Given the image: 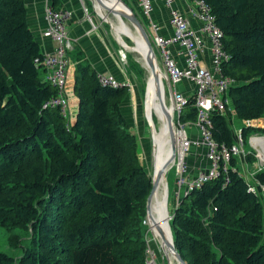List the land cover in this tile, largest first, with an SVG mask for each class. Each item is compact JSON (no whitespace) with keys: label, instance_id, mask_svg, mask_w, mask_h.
<instances>
[{"label":"trees","instance_id":"obj_1","mask_svg":"<svg viewBox=\"0 0 264 264\" xmlns=\"http://www.w3.org/2000/svg\"><path fill=\"white\" fill-rule=\"evenodd\" d=\"M204 1L223 31V73L236 82L227 112L210 115L212 137L232 147L233 117L264 120V0ZM42 55L26 0H0V230L17 251L0 252V264H148L152 177L122 108L129 88L102 86L78 55L70 125L45 106L58 94L34 62ZM192 97L181 123L197 120ZM253 134L264 127L243 129L244 144ZM238 159L172 212L174 245L188 264H264V169L250 184Z\"/></svg>","mask_w":264,"mask_h":264},{"label":"built area","instance_id":"obj_2","mask_svg":"<svg viewBox=\"0 0 264 264\" xmlns=\"http://www.w3.org/2000/svg\"><path fill=\"white\" fill-rule=\"evenodd\" d=\"M141 13L148 19V29L151 34V41L154 45L157 60L159 61L161 74L163 75V86L166 97L165 84L167 91L170 92V107L173 112V119L177 118L176 130L179 132L178 148L183 152L185 158L193 147L194 142L188 137L186 127L188 124L179 121L182 112L185 110L189 97L178 90V86L188 83L193 86V99L198 108L197 120L195 121L200 140L195 142L197 147L206 148L209 167L207 170L199 172L194 179H189L187 174V163L182 159L176 165L178 170L179 187L178 202L183 195L201 188L203 184L211 179L218 177L221 170L226 171L232 158L240 157L243 152V139L239 138L236 145L232 147L222 146L216 143L212 137L210 115L216 111L222 115L227 112L228 101L226 96L230 87L236 82L223 73V65L230 58L226 52L223 39V31L216 25V19L210 6L204 0H188L186 12L176 7V0H161L169 12L168 26L172 30L169 36L160 34L161 26L151 20L154 10L153 0H136ZM85 14L91 20L88 7L83 6ZM45 20L47 28L44 30L43 37L49 38L55 44V51L43 54L35 59L37 66L45 71L46 79L57 89V96L51 98L46 107L59 108L69 124L72 125L74 117H71L69 107V97L67 92L69 84V53L73 50L72 42L67 29V24L74 16L69 9H56L48 5L45 10ZM155 35V36H154ZM177 49V51H174ZM209 52L211 66L206 65L202 55ZM121 56V51H120ZM178 57L184 59L183 65ZM122 58V57H121ZM122 61V60H121ZM99 82L104 87L120 88L125 87L116 77L109 74H98ZM258 137V136H257ZM250 138L252 141L257 138ZM178 149V151H179ZM179 151V154L181 152ZM175 166V165H174ZM251 191L256 193V188L251 187ZM179 205V203H178ZM149 264V262H148Z\"/></svg>","mask_w":264,"mask_h":264},{"label":"crops","instance_id":"obj_3","mask_svg":"<svg viewBox=\"0 0 264 264\" xmlns=\"http://www.w3.org/2000/svg\"><path fill=\"white\" fill-rule=\"evenodd\" d=\"M134 1L138 5V2L136 0ZM153 1H154V10L151 16V20L153 23L157 25L159 24L161 26L162 29L160 31V34L169 36L172 34V30L168 26L169 12L165 8L161 0H153ZM84 4L89 9L91 20L84 12L83 9ZM186 4H188V0H176V7L184 12H186ZM48 5H52L56 9H62V8L69 9L74 14L73 18L69 20L67 24V29L69 30V35L73 46V50L69 53V61L71 62V67L69 69V77H68L69 84L66 92L70 100L68 110H70L71 117H74L75 119L79 111L78 110L79 101L76 98V95L74 94V85H75L74 77H75V70L78 60L77 57L80 54L83 57L84 62H86L91 67L94 73H97V75L98 74H109L111 76L113 75L120 83L124 84L125 87L129 88V91H131V89H133V77L130 74H127V72L130 71L128 69H125L122 63L124 60L121 59L118 55L119 42L118 44L116 43V39L114 35L109 31V29H107L104 22L97 18V15L95 14V10H94V5L91 0H26L29 27L34 32L36 40L41 45L43 54H46L48 52H54L56 49L55 44L51 39L49 38L45 39L43 37L44 30L47 28L44 13ZM174 51H177V49H175ZM201 58H203L206 65L211 66V58L209 57L208 51H206V54L202 55ZM178 59L180 63L183 65L184 59H182L181 57H178ZM42 79L45 81L47 80L46 75L44 73ZM193 89H194L193 86L188 83H183L178 86V90L183 92L187 97H192L194 93ZM123 104H122V108L124 107ZM157 105L159 106L158 101H157ZM128 107H130V104ZM123 111L128 124H131L132 118L131 120H129V117L126 115L125 108H123ZM150 111L155 112L156 110L153 107V109L152 110L150 109ZM156 112L160 118L158 111ZM134 115L135 114H133L132 117H133V123L135 124V121L137 119L136 117H134ZM235 119L236 121L241 122L240 131L239 132L235 131L237 137L239 138H241L243 129L264 127V120L262 119H256L255 121H243V120H238L236 117H233V120ZM188 126H193L191 137L195 142H199L200 133L196 123L195 122L188 123ZM258 137H262V135ZM138 140H140L139 137ZM196 149L201 150L202 154H204L203 161L200 162L201 164L198 166L196 170L195 169L193 170L189 162L187 163L188 171L186 176L189 179H194V177L198 176L199 172L203 170H207L209 167L206 148L200 147ZM194 154H195L194 156L198 155L195 152ZM242 155L240 157H236L239 158L238 160L241 162L240 165L238 163V169L240 170L241 175H243L250 184H254L255 175L258 173V171L264 169V167L259 166L258 171H252L253 169H251V164L249 163L247 157L248 153L245 154L244 156L245 159H243ZM191 156H192L191 163H194V160L192 159L193 155Z\"/></svg>","mask_w":264,"mask_h":264},{"label":"rangeland","instance_id":"obj_4","mask_svg":"<svg viewBox=\"0 0 264 264\" xmlns=\"http://www.w3.org/2000/svg\"><path fill=\"white\" fill-rule=\"evenodd\" d=\"M125 3H127L129 5V7L134 11V13H136L141 22L143 23L144 27L147 29L149 36L153 37V33L148 29V19L143 15V13H141L140 8L138 7V5L136 4V2L134 0H124ZM97 8V9H96ZM96 8H94L95 10V14L97 15V18L100 19L101 21L104 22V24L106 25L107 29H109V31L114 35L115 39H116V43L118 44L119 39L118 36L116 34L115 29H113V24L117 23V19L115 18V16L113 14H110L109 19H111V22H107L102 16L101 14H99V9L97 7L96 4ZM128 26L134 31L135 29L127 22ZM151 33V34H150ZM123 41L126 43V45H129L131 48H136V44H134L133 40L131 38H129V36L124 37ZM119 57L121 59H123L124 61L122 62L125 69L132 68V70L134 71H130L127 72V74H130L133 77V89H131V91H129V95L128 98H126V100L124 101L123 104V108H125L126 111V115L129 117V120H131L132 118V122L130 124L131 126V130L137 134V137L140 138L139 140V145H140V150H139V154L141 155V160H142V165L144 167V169L146 171H148L150 177L153 178L154 175V166H155V155H154V149H155V140L152 138V129L147 121V115H148V108H147V101H146V88H147V84L148 81L150 79V72L148 67L146 66L144 60L141 59L140 55L137 54L136 52L133 51H128L125 48L122 47V45L120 46V42H119ZM120 51H121V56H120ZM131 60V63H129L128 60ZM138 64V66H137ZM129 67V68H128ZM138 74H136V73ZM43 76V74H41V77ZM149 89V87H148ZM165 90H166V103L169 106L170 105V92L167 91V83L165 84ZM150 94V92H148V95ZM148 98V97H147ZM130 104V107H128ZM167 106V107H168ZM146 107V108H145ZM169 108V111L172 112L171 108ZM128 111V113H127ZM134 111V112H133ZM133 114L134 117H136V121L135 124L133 123ZM173 115V112H172ZM176 117L174 122L176 121ZM153 120L155 123V128L156 130L159 132L157 133L158 138L162 141L161 144V154H162V149L164 147V141L165 139L163 138V134H164V127L168 128L167 123H165V121H163L159 118L157 112H153ZM233 121V127L234 130L239 132L240 131V124L241 122L232 120ZM164 125V127H163ZM192 128L193 126H188L186 127L187 133H188V137L192 140V142H194L193 147L190 149L191 151L189 152L190 154L186 155L185 158V162L186 163H190V165L192 166L193 170L197 169L198 166L201 164L200 162L203 161V155L201 150H197L196 148H200L197 147V145L195 144V141L193 140V138L191 137V132H192ZM162 129V131H161ZM177 132V130H175ZM161 132V133H160ZM170 135V133L168 134V136ZM177 135L179 136V133L177 132ZM175 135L174 139H176V143L178 142V136ZM251 136H255L254 134ZM257 136H261V135H257ZM256 136V137H257ZM250 138L247 140V143L243 146V152L244 155L243 159H245V154L248 153V156H252L255 158V163L251 164V169H253L252 171H258L259 166L264 167V154L261 151V146L264 144V140L262 139V137H257L255 140L252 141V145L253 147L256 149V151L251 147L250 145ZM143 140V141H141ZM263 140V141H262ZM197 141V140H196ZM175 142V141H174ZM254 142V143H253ZM169 149V156L168 159L171 158V153H172V149L171 146H168ZM264 148V145H263ZM178 144H177V149H176V159L174 161L173 164H171L169 167L170 169L169 172L167 173V177H166V182H167V186H168V202H169V207H168V211H169V216H172V212L175 209V207L178 205V193H179V187L177 186L176 182L178 183V170L176 169V165H178L179 163V158L182 156L179 154L178 151ZM195 153H197V156H194ZM251 153V154H249ZM191 155H193V160L194 163H191ZM258 156V157H257ZM193 162V161H192ZM240 161H239V165H240ZM263 164V165H262ZM175 165V166H174ZM173 166V167H172ZM208 167V166H207ZM164 186V185H163ZM165 189V186L163 187ZM183 193H184V189H182L181 192V197H183ZM147 226H148V236H147V240H148V262L149 264H171V261L168 260V257L164 251V248L162 247V241L160 240V237L155 234L153 228L151 227V223L148 219L147 222ZM167 232V230H166ZM9 232L8 231H4V230H0V252H4V253H8V254H16L17 251L10 247L9 242H8V236H9ZM23 242L21 243L22 246ZM173 259V257H172ZM174 260V259H173ZM175 264H178L176 262V260H174Z\"/></svg>","mask_w":264,"mask_h":264},{"label":"bare ground","instance_id":"obj_5","mask_svg":"<svg viewBox=\"0 0 264 264\" xmlns=\"http://www.w3.org/2000/svg\"><path fill=\"white\" fill-rule=\"evenodd\" d=\"M104 3H107L109 5V7H112L113 9H115L114 7H116V11L118 10L119 13H121L122 11H124V7L123 5H121L119 2H115V0H103ZM97 4V7L99 9V14H101V16L108 22H111V19H109L110 17V13H107L100 5L98 2H95ZM107 13V14H106ZM115 18L117 19V23L113 24V29H115L116 34L118 36L120 45H122L123 48H125L128 51H133L136 52L137 54L140 55L141 59L144 60L146 66H147V61L145 60V55H146V46L145 44L142 43L139 35L137 32H134L129 26L128 24L124 23L122 21V19L119 17V15H114ZM129 36V38H132L134 40V43L136 44V48H131L129 45H126V43L123 41L124 37ZM148 67V66H147ZM161 77H163L162 74H160ZM155 81L152 77H150L149 79V89L148 92H150V94L147 96V110H148V116L153 118V112L150 111V109L152 110L153 107L155 108L156 111H158L160 118L163 121H165L166 123V116L162 110V108L160 107V101L158 100L157 97V93L155 92ZM163 90H164V86H163ZM164 96H165V92H164ZM157 101L159 106L157 105ZM153 106V107H152ZM170 114H172V112H170ZM174 118V117H173ZM164 127V125H163ZM162 131V129H161ZM155 134H154V139H155V149H154V155H155V166H154V171H156L157 176L159 175V173L161 172L162 168H164V165L168 162V156H169V147L171 146L172 143V139L170 137V135L168 136V134L170 133L168 128L164 127V134H163V138L165 139L164 141V147L162 149V154H161V140L158 138L157 133H159L156 129H155ZM178 132V131H177ZM177 132L175 131V135H177ZM161 133V132H160ZM179 133V132H178ZM178 136V135H177ZM175 137V136H174ZM179 137V136H178ZM264 140V137L262 138ZM262 140V141H263ZM254 143V142H253ZM264 143V142H263ZM264 145V144H263ZM263 145L261 146V151L264 154V148ZM180 151V149H179ZM182 156L179 158L180 160L185 159V156L183 154L182 151H180ZM179 160V161H180ZM175 161V160H174ZM174 161H172V164L174 163ZM170 169V167L168 168ZM167 169V171L169 172V170ZM167 172V173H168ZM155 173V172H154ZM164 182V186L165 189L162 187ZM168 186H167V182H166V178H165V171H163V176L159 179L158 182V189L155 192V194L153 195L152 198V216L153 218H155V221L158 222V225H161L164 233L166 234L167 237V241L171 242V234H169L168 232V224L167 221H169L170 219L169 217V211H168V207H169V202H168ZM161 208V211H160ZM151 223V227H152V222L153 220H149ZM153 228H155V225H153ZM154 230V229H153ZM167 230V232H166ZM161 240V239H160ZM164 249H167V247L165 246ZM166 255H167V251L164 250ZM168 257H169V261H171V264H175L174 260L172 259V256L168 253Z\"/></svg>","mask_w":264,"mask_h":264},{"label":"water","instance_id":"obj_6","mask_svg":"<svg viewBox=\"0 0 264 264\" xmlns=\"http://www.w3.org/2000/svg\"><path fill=\"white\" fill-rule=\"evenodd\" d=\"M91 1L94 5V8H96L95 2H98L99 5L107 13H110L113 15L118 14L119 17L122 19V21L125 24L128 22L135 29V31L138 33L142 43L145 44V46H146L145 60L147 61V66H148V69L150 72V76L155 81V87H156L155 92L157 93L158 100L160 101V107L162 108V110L166 116V123L168 126V130L170 132V137L172 139V143H171V149H172L171 155L172 156H171V158L164 165V168H162L159 175L157 176V173L155 171L153 178H152V191L147 198V217L146 218L149 220H153L152 228H153V225H155V228H153L155 234H157L160 237V239L162 241V247L163 248H165V246L167 247V249H164V250H166L176 260V262L178 264H188L184 260L182 255H180L178 250H176V248H175L173 234L171 232V226H170V222H171V220H173L172 216H169L168 218L170 220L167 221L168 232H169V234H171V242L167 241V237H166V234L164 233L162 226L158 225V222L155 221V218H153V216H152V209H151L152 203L151 202H152L153 195L155 194V192L158 189L159 179L163 176V171H165V178L167 177V172H168L167 169L172 164V161H174L176 159V156H177V154H176L177 143H176V139H174V136H175L174 132L176 130V123H174L173 115L170 114L169 108L166 106V97L164 96L165 91L163 90V79L160 75L161 69H160L159 61L157 60V57H156L154 45L152 44L149 33H148L147 29L144 27L143 23L141 22L139 16L136 13H134V11L129 7V5L127 3L124 2V0H115L116 3L119 2L124 7V11H122L121 13H119L118 10L116 11V7H114L115 9H113L112 7H109V5L107 3H104L103 0H91ZM133 42H134V40H133ZM148 87H149V81L147 84L146 92L148 91ZM146 95L148 96V92ZM147 96H146V101H147ZM75 120H76V118L73 120L72 124H74ZM147 121H148V123L152 129L151 134H152V138L154 139V134H155L154 131L156 129L154 120L151 116L149 117L147 115ZM168 253H167V257H168ZM168 260H169V257H168Z\"/></svg>","mask_w":264,"mask_h":264}]
</instances>
